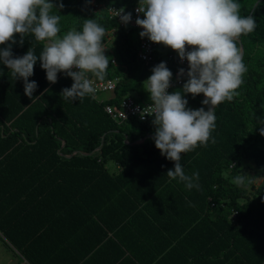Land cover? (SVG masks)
Wrapping results in <instances>:
<instances>
[{"label": "trees", "instance_id": "16d2710c", "mask_svg": "<svg viewBox=\"0 0 264 264\" xmlns=\"http://www.w3.org/2000/svg\"><path fill=\"white\" fill-rule=\"evenodd\" d=\"M179 1L202 5L198 37L211 46L160 118L119 124L105 107L132 94L155 103L146 83L174 76L177 60L139 61L134 31L92 0H0V232L29 264H264V182L244 176L264 181V0ZM34 11L88 51L108 42L119 67L96 76L121 77L115 98L100 103L65 73ZM206 59L225 66L217 92L222 74L194 69ZM205 95L214 110L193 124Z\"/></svg>", "mask_w": 264, "mask_h": 264}, {"label": "built area", "instance_id": "2783aa9c", "mask_svg": "<svg viewBox=\"0 0 264 264\" xmlns=\"http://www.w3.org/2000/svg\"><path fill=\"white\" fill-rule=\"evenodd\" d=\"M92 3L96 8L104 7L105 14L114 20L119 28L134 31L139 39V61L149 64L158 57L168 63L177 60L174 76H156L151 80L157 99L155 103L149 104L127 96L118 105L105 107L106 113L119 124L130 120L150 124L160 118L173 98L172 93L185 85L184 78L189 74L194 53L209 48L211 39L198 37L201 22L193 13H182L180 16L168 18L167 7L151 14L143 4H138L131 13H128L123 8L102 5L98 0H92ZM166 46L170 47L167 52ZM107 51V41L91 52L84 47L81 40L76 39L62 47L59 57L65 73L100 103L115 98L117 85L121 81V77L117 76L109 80H99L96 76L98 70L119 67L115 57L106 56ZM102 94L112 97L100 99ZM169 131L165 128L163 134ZM237 214L233 211L231 219H236ZM21 264L29 263L23 259Z\"/></svg>", "mask_w": 264, "mask_h": 264}, {"label": "rangeland", "instance_id": "374dc122", "mask_svg": "<svg viewBox=\"0 0 264 264\" xmlns=\"http://www.w3.org/2000/svg\"><path fill=\"white\" fill-rule=\"evenodd\" d=\"M115 0H106L105 2H102V5H107L108 2H113ZM140 4H143L144 6H146L150 12H156L161 10L163 7H167L168 8V18H174L176 16H180L182 14V12H185L186 10H191L193 12H195V14L199 17V19L202 21V12H201V6L198 7H194L192 9H183L181 7V2L179 0H139ZM102 10H104V7H101ZM35 14L36 11H34L33 14H31V17L33 18L34 22L37 24V26L45 33L46 35V45L51 49V51L57 56L60 57V51L62 49L63 46H65L66 44L72 43L74 40H76V36L73 33V30L70 31L69 29L66 30H61L60 32L56 31L54 29V26L51 25V29H49V24L45 23L44 20L43 23L41 24L39 19H35ZM37 16H39V18L43 19L46 15L44 13V11L39 10V13H37ZM135 37H137V35L135 34ZM138 38V37H137ZM111 40V37L109 38ZM84 47L86 48V46L84 45ZM87 49V48H86ZM170 50L169 46H166V52ZM204 66L201 68L200 66L196 65V68L194 69H199L202 70L200 75H207V73H214V72H220L221 74H223L225 72V66H221L219 68V70H216V63H214V61L210 60V59H206L204 60ZM146 87L150 88L153 91V83L152 81H148L146 83ZM189 90V88L185 85L182 88H179L176 90V93L179 96H183L185 93H187ZM107 96V94H102L100 96V99H105V97ZM132 96L135 98V95L132 94ZM208 95L204 96V101L207 104V107L209 109V104L211 103L210 100L207 99ZM188 112L184 113V116L187 118L186 120H190V118H188ZM254 144V141H253ZM251 144V145H253ZM249 146V144H246L245 147L247 148ZM255 150V147L251 146V148H249V158L247 159V165H251L252 167L254 166V153L253 151ZM111 164V163H110ZM114 165L112 163V165L110 166V169H113ZM227 176H230L228 173L226 174ZM253 174L250 172V170H244V176L246 177L247 181L252 182L253 185L257 187H259L260 185H262V183L264 182L263 179H259V178H255L253 179ZM231 177V176H230ZM235 181V180H234Z\"/></svg>", "mask_w": 264, "mask_h": 264}, {"label": "crops", "instance_id": "0c3cea01", "mask_svg": "<svg viewBox=\"0 0 264 264\" xmlns=\"http://www.w3.org/2000/svg\"><path fill=\"white\" fill-rule=\"evenodd\" d=\"M111 97V95H107L105 99H109ZM23 259L22 255L4 238L3 234L0 232V264H21Z\"/></svg>", "mask_w": 264, "mask_h": 264}, {"label": "water", "instance_id": "95a60500", "mask_svg": "<svg viewBox=\"0 0 264 264\" xmlns=\"http://www.w3.org/2000/svg\"><path fill=\"white\" fill-rule=\"evenodd\" d=\"M257 5H258V4H256V6H257ZM250 18H251V17H250ZM250 18H249L248 22L250 21ZM243 55H244V48H243V46H241V54H240L235 60L231 61L230 64H233V63H236V62L240 61L241 58L243 57ZM222 76H223L222 82H221L220 86L215 90V92H217V91L219 90V88L222 86L223 81H224L225 76H226V73L224 72V73L222 74ZM213 110H214V104H213V102H211V103L209 104V110H208V113H207V115L205 116V118H204L203 120L198 121V122L193 123V124H201V123L205 122V121L209 118L210 114H212ZM178 126H179L178 124H177V125H173V126L169 127L168 129H169L170 131H172L173 129L177 128ZM164 135H166V134H164Z\"/></svg>", "mask_w": 264, "mask_h": 264}, {"label": "clouds", "instance_id": "9594fccd", "mask_svg": "<svg viewBox=\"0 0 264 264\" xmlns=\"http://www.w3.org/2000/svg\"><path fill=\"white\" fill-rule=\"evenodd\" d=\"M168 128H169V127H168ZM169 132H170V131H169ZM169 132H168V133H169ZM166 134H167V133H166Z\"/></svg>", "mask_w": 264, "mask_h": 264}]
</instances>
